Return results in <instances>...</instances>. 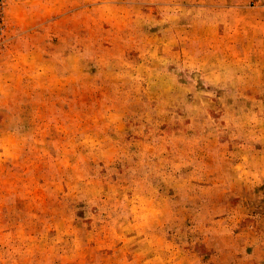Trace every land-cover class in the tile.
<instances>
[{
  "label": "rangeland",
  "instance_id": "obj_1",
  "mask_svg": "<svg viewBox=\"0 0 264 264\" xmlns=\"http://www.w3.org/2000/svg\"><path fill=\"white\" fill-rule=\"evenodd\" d=\"M0 264H264V0H5Z\"/></svg>",
  "mask_w": 264,
  "mask_h": 264
},
{
  "label": "built area",
  "instance_id": "obj_2",
  "mask_svg": "<svg viewBox=\"0 0 264 264\" xmlns=\"http://www.w3.org/2000/svg\"><path fill=\"white\" fill-rule=\"evenodd\" d=\"M4 6L5 0H0V25L4 22Z\"/></svg>",
  "mask_w": 264,
  "mask_h": 264
}]
</instances>
